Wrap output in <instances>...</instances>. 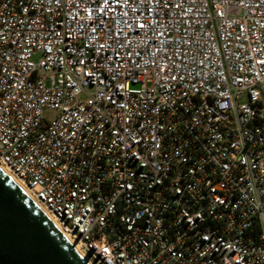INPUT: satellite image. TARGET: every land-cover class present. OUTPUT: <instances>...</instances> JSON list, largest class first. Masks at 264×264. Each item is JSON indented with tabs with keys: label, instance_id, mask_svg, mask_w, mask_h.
Masks as SVG:
<instances>
[{
	"label": "built area",
	"instance_id": "built-area-1",
	"mask_svg": "<svg viewBox=\"0 0 264 264\" xmlns=\"http://www.w3.org/2000/svg\"><path fill=\"white\" fill-rule=\"evenodd\" d=\"M0 164L93 264H264V0H0Z\"/></svg>",
	"mask_w": 264,
	"mask_h": 264
},
{
	"label": "water",
	"instance_id": "water-1",
	"mask_svg": "<svg viewBox=\"0 0 264 264\" xmlns=\"http://www.w3.org/2000/svg\"><path fill=\"white\" fill-rule=\"evenodd\" d=\"M0 264H87L45 213L1 170Z\"/></svg>",
	"mask_w": 264,
	"mask_h": 264
},
{
	"label": "bare ground",
	"instance_id": "bare-ground-1",
	"mask_svg": "<svg viewBox=\"0 0 264 264\" xmlns=\"http://www.w3.org/2000/svg\"><path fill=\"white\" fill-rule=\"evenodd\" d=\"M0 170L3 173H5V175H7L24 192L43 211V213H45V215L52 221V223L56 227H58L56 222L51 217V215L34 201V199L31 196V194L25 189V187L16 179V177L13 174H11L1 164H0ZM65 238L68 240V242L71 244V246L75 249V251L87 262V264H93L89 260L88 256L85 254V252L82 250V248L79 246V244L77 242L73 241L72 239L68 238L67 236H65Z\"/></svg>",
	"mask_w": 264,
	"mask_h": 264
},
{
	"label": "rangeland",
	"instance_id": "rangeland-1",
	"mask_svg": "<svg viewBox=\"0 0 264 264\" xmlns=\"http://www.w3.org/2000/svg\"><path fill=\"white\" fill-rule=\"evenodd\" d=\"M131 88H132V89H137L138 86H137V85H131Z\"/></svg>",
	"mask_w": 264,
	"mask_h": 264
}]
</instances>
